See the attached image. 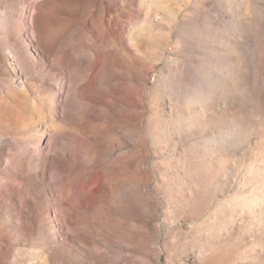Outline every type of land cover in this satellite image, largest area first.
<instances>
[{"label":"rangeland","instance_id":"1","mask_svg":"<svg viewBox=\"0 0 264 264\" xmlns=\"http://www.w3.org/2000/svg\"><path fill=\"white\" fill-rule=\"evenodd\" d=\"M0 264H264V0H0Z\"/></svg>","mask_w":264,"mask_h":264}]
</instances>
